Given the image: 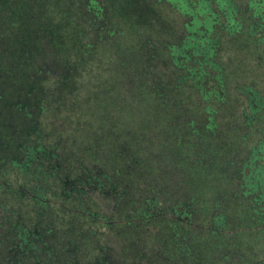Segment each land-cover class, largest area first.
Returning <instances> with one entry per match:
<instances>
[{
	"label": "trees",
	"instance_id": "obj_1",
	"mask_svg": "<svg viewBox=\"0 0 264 264\" xmlns=\"http://www.w3.org/2000/svg\"><path fill=\"white\" fill-rule=\"evenodd\" d=\"M246 2L243 17L234 0H0V264H122V243L79 241L77 217L89 218L91 209L84 204V214L77 212V194H71L68 182L76 184L77 170L89 171L91 162L73 164L77 153L72 157L68 147L84 145L83 156L89 157L92 141L72 139L69 128L60 126V117L69 124L75 120L80 124L77 112L87 118L99 114L100 132L93 138L113 141L119 127L106 125L111 119L109 105L116 104L123 112L130 107L129 98L140 100V96L133 97V91L145 90L149 83L150 93L161 98L175 81L176 92L190 86L199 94L200 100L193 104L203 107L198 118L207 120L211 128L218 127V107L211 102L226 105L227 78L218 61L219 30L231 37L246 29L256 49L264 50V0ZM170 6L191 17L182 35L173 23L159 24V9ZM162 53L169 56L170 64L161 60ZM142 74L147 76L143 82ZM107 75L102 85L106 90L100 87L92 95L98 99V107L83 113V83L87 80L93 86ZM155 81L161 82L160 87L151 85ZM243 90L249 87L244 85ZM93 98L84 102L94 104ZM249 99L250 109L258 114L264 98L255 103ZM185 102L178 104L187 105ZM243 117L253 127L246 113ZM183 125L195 124L188 119ZM109 129L111 135L105 137ZM149 138L152 141V135ZM233 164L236 171L230 179L235 192L229 201L264 218V166L252 159V153L247 160L234 159ZM225 208L213 206L210 211L211 217L219 219L218 229L209 224L208 232L214 236L224 237L226 229L234 227L235 216L229 210L225 214ZM173 223L176 226L169 233L161 232L162 239L186 231L181 226L184 223ZM182 250L187 253L188 247L176 245L172 251L179 257ZM165 252L162 254L170 256L169 250ZM241 256L242 264H264L261 256L258 261Z\"/></svg>",
	"mask_w": 264,
	"mask_h": 264
},
{
	"label": "rangeland",
	"instance_id": "obj_2",
	"mask_svg": "<svg viewBox=\"0 0 264 264\" xmlns=\"http://www.w3.org/2000/svg\"><path fill=\"white\" fill-rule=\"evenodd\" d=\"M234 2L239 9V15L244 17L243 10L247 7L246 0H234ZM163 9L168 13L167 15H165ZM163 9L162 7L159 9L160 15H162L160 26L165 23L167 26L173 23L177 26L178 34L182 35L185 31L184 24L191 17L182 16L179 11L171 6ZM245 30L238 36L231 37L223 33L221 29L219 30L221 31V50L218 61L224 67L227 78L224 90L226 105L220 107V105L211 102L212 105L218 107L215 114L218 127L211 128L207 120L198 118V112L203 107L198 106V104L194 107L193 104L196 103V100H200L199 94L197 92L193 93L190 86L185 88L186 91L176 92L173 90V87H175L173 82L175 81L172 82L170 89L166 88L169 90L161 98H156L153 93H150L147 87L150 86L149 83L148 85L146 84L147 86L144 85L145 90L133 91V97L134 95L140 96V100L138 98L133 100L129 98L130 107L127 110L123 108V112L117 108L116 104L114 106L109 105L108 117L111 119L106 122V125L109 128L119 127L118 135L113 141L117 140L122 143H129L128 141H130V144L131 141H136L135 147L138 143V140H135L136 138L142 141L145 140L142 146L146 147V141H149L151 135L153 137L152 141H167L169 151L166 152V160H160V163H157V167L154 169L158 170L157 168H159L160 171H165L164 174L168 176L167 178L172 180V183L168 182V180L164 182L171 195L174 196L177 193L179 200L185 201L186 196L183 195V192L188 193L190 189L194 192L196 198L194 203L195 210L201 209L207 214L213 206H218V204L225 202V207L227 204L229 205L225 208V214H228L226 210H229L232 211L229 215L233 214L235 216L234 227L230 226L231 230L228 227L224 237L214 236L207 231L199 230L194 232L191 242H187L185 239H188L192 232L181 231L177 232L180 234L177 243L167 241L166 247L170 248L172 245H177L182 248V246L189 245L188 251L197 249L204 251L209 256L225 254V252L226 254L241 253L250 260L257 259L258 261V257L264 253V226L262 227L264 218L255 215L254 212L248 214L241 208L239 202L229 201L230 196L234 195L235 192V186L230 179L231 175L236 171L233 160H240V162L247 160L250 153H252V159H255L258 165L264 166V161H261L264 158V145H261V143L264 144V108L259 110V115L253 114L252 109H250L251 103L249 99V96L252 97L251 101L255 103L264 98V50L261 53L259 49H256L255 42L249 40L252 38L246 36ZM161 33L164 35L168 34L166 32ZM163 37L161 36V38ZM161 55V60H165L170 64L169 56L166 53ZM130 61L128 60V62ZM142 61L146 62L144 59ZM158 69H160L159 66ZM176 72L177 74L181 73L178 70ZM131 75L129 73L125 76L128 79ZM149 75L153 77L154 74ZM92 77H96V75ZM146 77L142 74L139 78L143 82ZM108 78V75L102 79L100 78L101 80L99 79L96 84H92L94 87L85 80L86 83L82 85L84 86L81 104L83 113L86 110L98 107V99H94L92 95L96 94L97 91L99 92L98 89L100 87L102 90H106L102 85L105 84L104 81ZM114 78H117V76H114ZM159 78L161 79L162 76L160 75ZM150 79L153 80L152 78ZM162 80L165 83V79ZM100 83L102 84L100 85ZM108 84L109 86L112 85ZM152 84H157V87H160L161 82L155 81ZM244 85H247L249 90L242 91ZM255 88H257L256 91L254 90ZM91 97L95 101L94 104L84 102L87 99H92ZM103 100L104 103L105 99ZM181 100L186 101L187 105L178 104ZM90 101L93 102V100ZM118 101L119 103L117 104L122 106L123 102L119 99ZM112 102H115V99L111 100ZM98 110L102 109L99 108ZM243 113H246L248 119L254 122L253 127L252 124L248 123L247 118L244 119ZM195 115L197 116L195 117ZM77 116L78 118L76 119L79 120L78 122L81 125L77 124L76 120L69 124L67 118L60 117V126L69 128L68 134L72 139L95 141V138H93L95 135L93 134L100 132L101 121L99 114L87 118L77 112ZM253 117L254 120L252 119ZM188 119H193L195 125L184 126V121ZM73 127L74 129H72ZM77 127L80 129L77 130ZM109 131L110 129L105 137L111 135L110 133L108 134ZM55 134L57 137H64V135L59 133ZM246 134L248 136L244 139ZM106 141L111 140L108 139ZM83 146L80 147L84 149L85 147ZM255 149L257 152H254ZM68 150L72 157L73 154L77 153V147L71 146L68 147ZM81 159L86 161L89 160V157L82 154ZM111 159L112 161L114 160L113 157ZM76 162L77 156L75 155L73 164L77 165ZM163 179L166 180V178ZM151 180L150 177H146L144 182H151ZM202 192L206 193L203 194ZM203 195L205 198H203ZM234 203L237 205L236 209L234 208ZM174 227V223L170 220L161 221L160 223V230L163 233H169ZM198 234L204 235L197 237ZM205 241L206 246L203 250ZM164 244L165 241L161 245ZM163 251H165V247H163ZM185 252V250H182L181 253H178L179 261L176 264H183L181 258L184 259L183 255ZM176 254L170 250L169 260H174ZM160 259L162 260L161 264H169L171 262H166L162 257Z\"/></svg>",
	"mask_w": 264,
	"mask_h": 264
},
{
	"label": "flooded vegetation",
	"instance_id": "obj_3",
	"mask_svg": "<svg viewBox=\"0 0 264 264\" xmlns=\"http://www.w3.org/2000/svg\"><path fill=\"white\" fill-rule=\"evenodd\" d=\"M128 142L92 141L89 152L91 169L87 171L80 167L77 170V183L73 185L68 182L72 186L71 194H77V212L84 214V204L91 209L89 218L84 215L77 217L79 241L88 238L89 241L122 243V264H161V257L166 262L171 261L169 264H176L179 257L169 260L170 256L162 254L167 251H163L161 244L162 240L178 239V235L162 239V219L184 223L180 225L185 226L187 232H192L185 239L187 242H191L194 232H208L211 222L214 226L212 229H218L219 219L216 215L211 217L210 211L206 214L201 209L195 210L196 198L190 189L189 194L183 192L185 201H180L177 193L171 195L164 182L168 180L172 183V180L167 178L165 171L154 169L160 160H166V152L169 151L167 141H146V147L142 146L144 141H138L136 147V141H131V144ZM82 152L79 146L77 162L82 161ZM254 152H257L256 149ZM146 177H150L151 182H144ZM220 206L224 209L225 202L218 204ZM201 235L204 234H198L197 237ZM205 246L206 241L203 250ZM164 247L165 250H174L176 245L167 248L164 244ZM96 249L92 246V251ZM183 258V264H242L240 253L225 252L209 256L204 251L190 249ZM261 258L264 259V253Z\"/></svg>",
	"mask_w": 264,
	"mask_h": 264
}]
</instances>
